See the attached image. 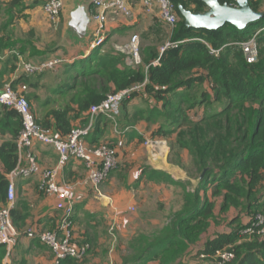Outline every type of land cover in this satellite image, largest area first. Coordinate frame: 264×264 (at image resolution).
<instances>
[{"label":"trees","instance_id":"1","mask_svg":"<svg viewBox=\"0 0 264 264\" xmlns=\"http://www.w3.org/2000/svg\"><path fill=\"white\" fill-rule=\"evenodd\" d=\"M11 1L14 6L20 3V0ZM173 2L179 20L161 50L155 41L151 42V46L141 49V64L131 66L125 54L103 53L100 47L96 48L86 57L64 66L68 82L61 86L57 98H50L46 103L59 104L58 107L43 118L37 110L32 112L39 126L64 138L72 129L88 125L93 106L101 104L109 95L132 90L122 107L136 99L148 104L146 111L135 114L133 123L141 119L157 125L150 138L169 139L173 151H187L192 158L199 175L196 191H186L183 209L160 236L151 239L140 235L132 239L133 252L123 257L122 264H181L187 259L214 260L218 253L225 252L232 253L234 258L228 262L219 257L213 264H264V237L243 234L257 214H264V17L244 31L232 25L217 31L188 29L180 7L203 13L204 3L201 0ZM220 2L230 4L229 0ZM38 4L41 2L34 1L26 8ZM250 5L254 11L262 12L258 0L250 1ZM250 27L255 28L252 35L247 32ZM253 37L258 59L249 64L241 44ZM30 76L22 72L9 83L16 90L22 86L28 90L33 86ZM4 79L0 74V91L5 86ZM75 122L80 124L74 126ZM21 130V115L1 106L0 135L8 138L0 145L3 165L0 209L7 202L6 176L18 165L17 139ZM141 176L149 181L182 185L147 167L142 169ZM208 191L213 198L222 199L223 212L239 210L249 220L245 224L241 217L226 220L231 230L217 233L199 247L211 221L219 227L223 225L216 220V203L203 194ZM28 218L27 206L18 203L12 211V220L20 237L25 234ZM91 243L89 238L81 240L80 244L90 246L83 261L68 259L61 264H85L94 250L95 244ZM6 255L7 248L0 245V264Z\"/></svg>","mask_w":264,"mask_h":264},{"label":"crops","instance_id":"2","mask_svg":"<svg viewBox=\"0 0 264 264\" xmlns=\"http://www.w3.org/2000/svg\"><path fill=\"white\" fill-rule=\"evenodd\" d=\"M34 8L22 10L17 13L16 6L11 5V0H0V7H3V17H0V74H2L5 81H15L23 72L21 63H39L48 59L62 58L66 62L55 71L46 80L40 83L30 85L36 94L31 97V104L37 105L39 116L43 118L49 111L58 107L57 105H46L50 98H57L63 82L64 66L72 64L82 57L89 55L93 48L91 43L93 37L91 35L92 26L89 25L87 37L83 40L79 39L73 29L70 28L71 16L73 12L79 7L84 6L89 14L93 11L92 7L85 0H65L64 10L61 15L60 21L57 25H53L47 18L43 11V2ZM20 4V3H19ZM28 7V6H26ZM134 19L126 21V23H116L112 20L111 15L107 19V42L103 47V53L113 50L116 43L125 38L134 29H139L146 24L144 20L147 17H157L159 15L157 10L152 14L145 13L142 5L137 2L133 3ZM6 8L8 13L6 14ZM60 24L63 26L59 31ZM149 30V29H148ZM150 31H153L151 29ZM59 36V38H57ZM127 41L126 43H128ZM66 43V45L64 44ZM66 47L64 55L61 49ZM51 49V50H50ZM56 50L52 55L50 52ZM48 79V80H47ZM49 82V83H47ZM33 99V100H32ZM56 101V100H55ZM141 99H136L127 105V113H124V106L121 108L120 117L122 122L117 126L114 123L107 121L104 117H99L94 124L93 133L88 138L89 145H99L101 143H109L114 146L117 151V156L120 162H125L129 158L135 157V152L140 147V141L144 138V132L147 133V128L152 125L144 121L133 123L134 116L137 112L147 110L148 104L146 102H139ZM32 105V106H33ZM127 114V116H126ZM133 115V116H132ZM131 121V122H130ZM80 123L75 122L74 126ZM123 124V126H122ZM145 125V129L143 128ZM118 128V129H117ZM152 133V132H150ZM142 137V139H141ZM0 135V145L3 139ZM128 147V150L122 151L120 147ZM123 146V147H124ZM166 149H163L165 151ZM33 153L37 156L38 163L43 169L55 168L58 164V155L55 149L51 146H46L41 143H35L32 149ZM151 150L148 149V159L145 164L140 167V174L144 165L152 168L155 171L167 172L176 181L174 171H171L165 164H160V161L150 157ZM129 153V154H128ZM136 166L135 169H139ZM0 171H3V165L0 161ZM139 174V176H141ZM134 175L130 174L125 182L118 180L116 172H114L109 181L104 183L101 187V195L95 192L87 182V173L84 165L79 161H74L68 164L59 172L58 181L61 186L67 188L68 191L78 194L74 212V233L76 240L81 243V240L89 238L91 244H99L104 241V236L99 233V227L107 224L109 218H118L114 215L118 209L126 213L129 208L133 207L135 203V194L127 192L126 186L128 184L129 190L134 191L137 188L142 189V181ZM40 176L34 175L29 179H20L16 182V206L18 203H23L28 208L29 218L26 222L24 229L32 228L35 231L55 230L58 227L59 220L62 213L56 209L57 199L55 197H48L39 190ZM121 178V177H120ZM128 182V183H127ZM107 184V185H106ZM103 192V193H102ZM135 213V212H134ZM25 230V231H26ZM8 252V251H7ZM38 258H35L37 257ZM30 258L37 259L40 264H53V255L51 251L39 241L29 239L26 234H22L19 243L10 252L7 253L3 264H30ZM37 263V264H38Z\"/></svg>","mask_w":264,"mask_h":264},{"label":"built area","instance_id":"3","mask_svg":"<svg viewBox=\"0 0 264 264\" xmlns=\"http://www.w3.org/2000/svg\"><path fill=\"white\" fill-rule=\"evenodd\" d=\"M64 1L48 0L43 5V11L53 25H57L60 21L64 10ZM85 1L93 10L89 11L90 26H92L91 35L94 39L91 44L92 48L98 47L105 40L109 15L120 14L126 18H132L133 3L139 2L147 14H152L157 10L159 18L172 29L179 20L173 0ZM229 1L230 6L237 7L239 0ZM241 46L247 62L249 64L256 63L258 59L256 38H251L242 43ZM115 49L117 52L128 56V65L137 66L141 64V45L138 34L132 35L128 43L116 46ZM64 63L65 59L54 58L41 63L23 62L21 67L27 75H37L55 70ZM25 91H27L26 86L16 90L11 83L5 85L0 91V107L14 109L22 117V130L17 139L18 165L6 176L9 182L7 202L0 209V245H4L10 252L17 246L21 235L12 220V211L16 208V182L32 175H38L41 177L40 192L57 199L56 209L62 213V216L55 230L35 231L30 228L25 231L26 236L29 239H37L40 244L51 251L53 264H61L68 259L83 261L88 255L90 246L80 244L74 233V212L79 195L60 185L58 181L59 172L68 164L79 161L86 170L88 184L95 192H100L102 184L109 180L111 172L118 167L119 161L116 149L109 143L90 146L87 140L93 131L96 119L99 117L116 121L115 119L120 115L123 102L132 90L109 95L101 104L93 106L89 111L88 125L72 129L64 138L58 137L51 130L44 129L36 123L29 100L23 94ZM35 143H41L55 149L58 155V164L55 168L43 169L40 166L37 156L32 151ZM145 144L153 151V154L151 153L152 158L158 157L163 149H166L165 143L158 140L148 139ZM135 211L134 207L129 208V212L134 213ZM243 234L264 237V214H257L251 225L243 231ZM218 257L229 262L234 258V255L225 252L218 253Z\"/></svg>","mask_w":264,"mask_h":264},{"label":"rangeland","instance_id":"4","mask_svg":"<svg viewBox=\"0 0 264 264\" xmlns=\"http://www.w3.org/2000/svg\"><path fill=\"white\" fill-rule=\"evenodd\" d=\"M42 1L44 2L45 0ZM47 1L48 0H46L45 2ZM258 1L260 3V10L264 12V0H258ZM33 2L34 0H20V4H18V6L16 7L17 12H15L16 13L15 15L17 16V13L22 12V10H25L26 6L32 4ZM132 13H133L132 18H126L120 14H112L111 18L116 23L123 24L126 23V21H131L134 19L133 17L135 16L133 10ZM6 14H10L8 13L7 8H6ZM1 16L3 17L2 6L0 7V17ZM145 21L146 24H144V26L142 27L139 26V29H134L133 31H131V34H129V38L130 35L132 36L134 34H138L140 36L141 49L145 48L146 46L150 45L151 42L155 41V45L161 50L162 47L169 42L173 29L167 24H165L160 18L158 19L157 17L154 16L147 17L144 20V23ZM61 29L63 34L64 33L63 26L60 24L58 33L61 31ZM151 29H153V31H150ZM254 29L255 28L250 27L247 30V32L250 35H252L253 32L255 31ZM57 38H59V36ZM127 41H129L128 35L125 38L124 37L121 38V40L116 43V46L124 45L126 44ZM106 42L107 39L104 42V44H101L96 48L100 47L102 52ZM64 44L66 45V43ZM96 48H93V50ZM110 48L111 46L109 47V50L108 51L105 50V52L115 53L116 49L114 48L113 50H111ZM65 49L66 47H63L61 49V52L64 55H67L66 53H64ZM56 50L58 49H55L53 52H50L51 55ZM50 75H52V71H48L43 74L31 75L30 77H28V79L31 83L38 84L41 81L46 80V78L49 77ZM62 76H63L62 85L64 87L68 82L69 77H66L64 74ZM4 84L7 85L10 83L8 81L5 82ZM34 94H36V92H34L33 89L28 88L26 93L27 98L31 100V97L33 98ZM35 107H37V105L34 104L32 107V109H34V112L37 110V108ZM128 110H132L131 106L129 109L125 107L124 113L125 112L127 113ZM192 116L196 117L197 114H193ZM118 117L115 119L116 120L115 122L112 121V123H114L116 127H119L117 126V121L118 124H120L123 121L122 117H120L119 119ZM139 121H143V120L139 119ZM143 128L144 129L146 128L145 125H143ZM156 128L157 125H152L151 127L145 129L147 130V133L144 132L145 136L142 139V141H140V147L137 148L139 152H135L136 155L133 159L129 158L127 161L121 163L120 159L118 158L119 165L114 172H116L117 179L121 180V185L122 182H125V180L128 179L130 174L134 175L135 177L139 176L141 172L139 166H142L143 164L146 163L148 159V154H147L148 149H150L149 147L146 146L145 143L148 139H152L150 138V136H152V133L156 130ZM152 140H158L165 143L166 150L162 151V153L158 157L155 156L156 158L154 159L164 160V161H160V164L161 165L165 164L166 167H168L171 171H174L173 174H175L177 181L180 182L182 185L181 186L173 185L171 183H166L160 180L149 181L146 177H142V176H139L140 178H138L142 181L141 190L140 188H137L134 191H130L127 184L126 186L127 192L131 194H135L134 199L136 204H134L133 206L136 209L135 213L130 214L124 212L121 209H118V212H116L114 215L115 216L118 215L119 219L110 217L109 221L108 220L106 221L107 224L99 227V233H102V236H104L103 238L104 241L97 245L95 244V246L93 247L94 250L91 252L85 264H122L123 257L129 256L133 252L130 249V242L132 241V239L140 235L150 237L151 239H153L156 236H160L163 230L169 225L171 220L174 218V216L183 209L185 203L186 191L192 193L196 191L198 186L199 175L195 171V168L193 167L192 158L189 156V153L187 151H182L180 153L178 150L173 151L172 141L169 139H164V140L152 139ZM123 146L120 148L125 153V151L128 150V147L125 148V146L124 147ZM151 153L153 154L152 150L149 153L150 157L152 158ZM136 166H138L139 169H135ZM144 167L146 166L144 165ZM147 169L153 170L152 168L149 167H147ZM161 173H164L170 176L171 179L175 180L174 178L171 177V175L167 174L166 171L165 172L163 171ZM203 194H207L208 197L216 203V211H215L216 220L223 225L219 227L217 224H215V222L211 221V227L208 229V231H206V233H204L201 236L199 247H203V245L208 240L213 238L217 233L229 232L231 228L228 224L226 225L227 223L225 222L226 220L233 221L234 219L241 217L243 220L242 222L244 224L247 223L249 220L248 218H246L244 213H240L239 210L231 209L227 212H223L221 209L222 199L213 198L210 191L205 192ZM35 258H38V256ZM218 258L219 257L217 255V257L214 260L213 259L204 260L203 258L187 259V260H183L181 264H213L214 262H216L215 260H218ZM37 263H38L37 259L30 258V264H37Z\"/></svg>","mask_w":264,"mask_h":264},{"label":"water","instance_id":"5","mask_svg":"<svg viewBox=\"0 0 264 264\" xmlns=\"http://www.w3.org/2000/svg\"><path fill=\"white\" fill-rule=\"evenodd\" d=\"M201 1L206 7L203 13L180 7L181 16L188 29L217 31L226 25H232L244 31L264 17V12H256L251 8L249 0L237 1V7L230 6L229 3L222 4L220 0ZM89 25L90 18L86 8L79 6L71 16L70 28L83 40L87 37Z\"/></svg>","mask_w":264,"mask_h":264},{"label":"bare ground","instance_id":"6","mask_svg":"<svg viewBox=\"0 0 264 264\" xmlns=\"http://www.w3.org/2000/svg\"><path fill=\"white\" fill-rule=\"evenodd\" d=\"M106 39H107V38H105V40H104L101 44H104V42L106 41ZM101 44H100V45H101ZM116 155H117V154H116ZM117 158H118V156H117ZM118 161H119V159H118ZM118 165H119V164H118ZM116 169H117V168H116ZM116 169H115V170H116ZM115 170H114V171H115ZM114 171H112L111 174H112ZM111 174H110V176H111ZM31 177H33V175L30 176V177H28V178H26V179H29V178H31ZM103 185H104V184H102V186H103ZM97 193H98L99 195H101V190H100V192H97Z\"/></svg>","mask_w":264,"mask_h":264}]
</instances>
